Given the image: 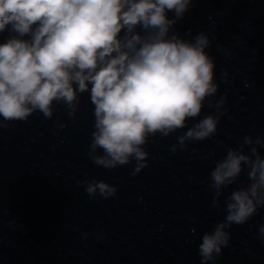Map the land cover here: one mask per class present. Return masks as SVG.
I'll return each mask as SVG.
<instances>
[{
  "label": "clouds",
  "instance_id": "clouds-1",
  "mask_svg": "<svg viewBox=\"0 0 264 264\" xmlns=\"http://www.w3.org/2000/svg\"><path fill=\"white\" fill-rule=\"evenodd\" d=\"M195 2L0 0V35L15 34L0 43V129L27 122L37 112L51 120L57 105L75 124L80 98L87 93L93 116L88 159L109 171L134 162L133 176L148 166L150 138L186 129L176 136L173 153L211 139L228 112L226 94L216 99L215 57L206 51L216 37L203 31L192 36L189 29L184 35L191 39H185L175 30ZM217 51L231 55L221 47ZM228 75L221 70L225 84ZM205 103L214 113L202 116ZM189 120L197 122L189 127ZM237 144L227 147L209 172V207L224 217L202 235L200 264H215L229 246V229L248 223L264 208L259 151L264 139L246 135ZM242 173L246 183L240 182ZM77 184L89 199L117 198V188L103 180L85 177ZM232 185L235 189L228 192ZM88 236L82 233V239ZM96 238L102 240L103 234ZM256 238L264 241V224L257 227Z\"/></svg>",
  "mask_w": 264,
  "mask_h": 264
},
{
  "label": "water",
  "instance_id": "water-1",
  "mask_svg": "<svg viewBox=\"0 0 264 264\" xmlns=\"http://www.w3.org/2000/svg\"><path fill=\"white\" fill-rule=\"evenodd\" d=\"M193 8L200 31L216 37L207 52L215 57V77L221 95L226 94L236 147L246 135L264 139V0H196ZM222 69L229 74L227 84ZM259 151L264 156V149ZM254 220L256 229L264 224V208ZM259 242L264 264V241Z\"/></svg>",
  "mask_w": 264,
  "mask_h": 264
}]
</instances>
